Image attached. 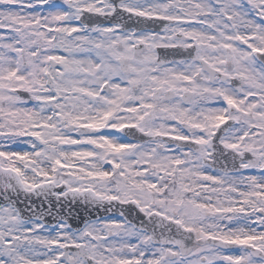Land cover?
I'll return each mask as SVG.
<instances>
[{
    "label": "snow or ice",
    "instance_id": "1",
    "mask_svg": "<svg viewBox=\"0 0 264 264\" xmlns=\"http://www.w3.org/2000/svg\"><path fill=\"white\" fill-rule=\"evenodd\" d=\"M0 30V264H264V0H0Z\"/></svg>",
    "mask_w": 264,
    "mask_h": 264
},
{
    "label": "water",
    "instance_id": "2",
    "mask_svg": "<svg viewBox=\"0 0 264 264\" xmlns=\"http://www.w3.org/2000/svg\"><path fill=\"white\" fill-rule=\"evenodd\" d=\"M94 21H90V23H102V22H108L107 19H93ZM110 21V20H109ZM112 21V19H111ZM110 21V22H111ZM150 27H153V23L150 21ZM59 189H57L58 191ZM51 203H52V212L50 215H45L44 220L45 223L51 225L56 222V216L58 214L64 215L68 218L69 223L72 225L73 229L82 228L86 221L89 220H95L98 216L99 217H111V216H120V211H124L126 215H128L129 209L134 208V206H121L119 204H116L115 207L111 212L107 211H100V210H92L87 209V206L80 203L79 201L75 204L71 203V198H69L67 201L62 200L58 203L55 200V197H50ZM43 197H36L31 196L28 199L24 197L23 194L19 197V202L17 203V207L20 208L23 211L24 215H29L27 208L29 206V203L31 202V205L35 207L37 211H44L47 213L48 211V203L44 202L42 205ZM4 201L2 198H0V204H3ZM63 205V207H60V205ZM110 207L108 205L105 206ZM142 218V214H138V210L132 211V214L129 216V219H132L134 222L139 221V219Z\"/></svg>",
    "mask_w": 264,
    "mask_h": 264
},
{
    "label": "flooded vegetation",
    "instance_id": "3",
    "mask_svg": "<svg viewBox=\"0 0 264 264\" xmlns=\"http://www.w3.org/2000/svg\"><path fill=\"white\" fill-rule=\"evenodd\" d=\"M57 1H59V2H62V0H57ZM58 2V3H59ZM115 2H118V0H115ZM85 16L86 17H90V20H86V22L87 23H90V21H94L93 19H95V18H97V19H104V18H102V17H97V16H95L94 14H89V13H85ZM111 19H107V21L108 22H102V23H99V24H103V25H105V26H108V25H110L111 23H113L114 21L112 20L111 22ZM124 21L128 24V25H130V26H135V24H136V18H133L132 20H128V18H127V14H125L124 15ZM152 22V21H151ZM96 23V22H95ZM153 23V22H152ZM143 25H147L148 27H150V21H144L143 22ZM142 25V26H143ZM153 27H157V25H155V24H153ZM122 135V134H121ZM118 218H120V217H110L109 219H118Z\"/></svg>",
    "mask_w": 264,
    "mask_h": 264
},
{
    "label": "rangeland",
    "instance_id": "4",
    "mask_svg": "<svg viewBox=\"0 0 264 264\" xmlns=\"http://www.w3.org/2000/svg\"><path fill=\"white\" fill-rule=\"evenodd\" d=\"M77 23H78V22H77ZM0 31H3V30H0ZM102 131H109V132H111V133L114 134V135H121L120 133H117L115 130H102ZM24 147H26V146L21 145V146H19V148H17V150H21V149H23ZM245 174H246V175H247V174H259V171H258V170H249V171L246 172ZM118 219H120V218H118Z\"/></svg>",
    "mask_w": 264,
    "mask_h": 264
}]
</instances>
